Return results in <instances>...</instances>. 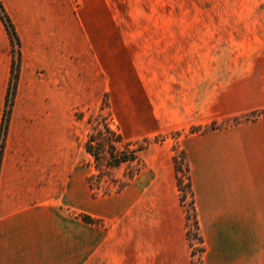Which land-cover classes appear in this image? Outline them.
<instances>
[{
	"label": "crops",
	"instance_id": "obj_1",
	"mask_svg": "<svg viewBox=\"0 0 264 264\" xmlns=\"http://www.w3.org/2000/svg\"><path fill=\"white\" fill-rule=\"evenodd\" d=\"M0 2L20 42L0 150V264H192L172 149H142L138 170L112 188L78 140L79 88L99 85L100 67L87 77L73 67L70 89V62L78 40L100 37V1ZM161 32L187 58L153 67L155 87L125 101L137 137L264 110V0H224L215 17L175 15ZM198 39L225 41L221 67H195ZM12 61L0 18V132ZM181 147L202 264H264V116L190 133Z\"/></svg>",
	"mask_w": 264,
	"mask_h": 264
},
{
	"label": "rangeland",
	"instance_id": "obj_2",
	"mask_svg": "<svg viewBox=\"0 0 264 264\" xmlns=\"http://www.w3.org/2000/svg\"><path fill=\"white\" fill-rule=\"evenodd\" d=\"M96 1H100V37L77 41L80 54L72 59L75 60V66L70 62V89L75 88L78 83L72 76L73 67H77L78 74L83 73L85 77L91 75V70L89 71L87 67H100L99 85L95 81L94 85H88L85 90L83 87L79 88L78 100L82 105L74 109V116L78 118L79 114V118H82L78 124V140L84 141L87 132L98 120L97 114L102 107L105 121L111 128L118 130L123 138L115 158L124 159V156L131 154V150L135 151L133 166H130L131 162H120L110 169L104 165L101 167L102 170H107L102 171L103 176L113 178L114 184L106 180L109 182V187L113 188L122 186L124 176L138 170L141 160L138 153L144 149H138V145L143 143L144 139L149 140L148 146L166 143L181 162L185 156L181 147L184 137L190 133H200V131H192V128L213 123L137 137L134 114L128 108L126 109L125 101L139 100L143 88L147 85L155 87L156 72L153 67H175L174 65L178 63L182 65L186 61L187 57L175 55L172 39L163 38L162 23L170 21L175 15L219 16L220 6L224 0ZM16 50L17 46L14 44L13 56L16 55ZM196 50V56L191 59L195 67H221V61L226 55L225 41L221 40L198 39ZM247 116L249 118L244 120ZM262 116H264V110L239 118L242 122ZM145 122L152 124L150 121ZM88 159L93 161L92 156L90 158L86 156L85 160ZM178 177L181 180L182 189V192L179 190V197L181 193L184 194V200L181 203L186 216V233L192 261L195 264H202V242L198 239V227L192 210L191 195L186 185L187 175L183 167L178 172ZM106 181L99 188H106L108 186Z\"/></svg>",
	"mask_w": 264,
	"mask_h": 264
},
{
	"label": "trees",
	"instance_id": "obj_3",
	"mask_svg": "<svg viewBox=\"0 0 264 264\" xmlns=\"http://www.w3.org/2000/svg\"><path fill=\"white\" fill-rule=\"evenodd\" d=\"M0 18L8 32V35L10 37V42L12 47L14 46V44H16L17 46V50H16V55L13 56V61H12V71H11V78H10V84H9V88H8V93H7V97H6V109L4 111V115H3V121H2V128H1V132H0V150L2 147V139L6 130V121L8 119V115H9V105L12 102L13 99V93H14V88L16 85V81H17V77H18V69H19V51H18V45H19V38L16 34L15 28L9 18V16L7 15L6 11L4 10L2 3L0 2ZM102 107H100V111L98 112L97 116H98V120L95 121V123H93L92 125V129L90 131L87 132L86 134V138L83 141V146L85 151L92 156L93 161L92 164L96 167V169L99 171L100 175L103 176L102 171H107V170H102V166L104 165L106 168L110 169L116 165H118L120 162H126V163H130L132 161H134V150H131V154L129 156H124V159H116V154L119 150V145L121 144L123 138L121 133L110 127V125L107 123V121H105L104 119V115L101 111ZM79 118V114L77 115ZM249 117L247 116L244 120H247ZM241 119L239 117H234L231 119H228L226 122L224 123H216L213 122L210 125L207 126H198L195 128H192V131H207V130H211V129H215V128H219V127H224V126H228V125H232V124H236L238 122H240ZM150 144L149 140L144 139L143 143L138 145V149H142L147 147ZM173 162H174V168L176 171V182H177V186L178 189L180 190V192H182L181 189V180L178 177V172L181 171L182 167L184 168V170L186 171V175H187V182L186 185L189 189V193L191 195V202H192V210L194 212V218H195V222H196V226L198 227L197 224V219L195 216V209H194V205H193V193H192V189H191V185L188 179V165L185 159V156L183 157L182 161L180 162V160H178V158L174 155L173 156ZM180 199L181 201L184 200V194H180ZM86 220H91L90 217L86 216L85 217ZM198 239L201 241L200 236L198 235ZM202 242V241H201ZM201 246L203 248V245L201 243ZM192 264H195L194 261H192Z\"/></svg>",
	"mask_w": 264,
	"mask_h": 264
}]
</instances>
